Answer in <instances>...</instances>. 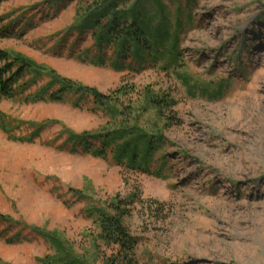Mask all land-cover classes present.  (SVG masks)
Masks as SVG:
<instances>
[{"label":"rangeland","instance_id":"374dc122","mask_svg":"<svg viewBox=\"0 0 264 264\" xmlns=\"http://www.w3.org/2000/svg\"><path fill=\"white\" fill-rule=\"evenodd\" d=\"M157 3L172 27L179 23L178 65L114 70L68 54L75 34L62 31L74 20L75 1L54 10L46 0H0V47L106 94L135 85L137 92L119 96L121 118L157 129L164 140L150 164H162L157 177L115 164L110 153L70 150L69 133L111 124L91 101L1 102L15 136L44 123L30 142L0 129V212L16 222L0 225L1 264L59 257L35 229L85 264H103L109 251L95 248L85 211L131 194L123 220L137 239V264H264V0H146L147 11L157 13ZM91 43L86 34L73 52ZM145 90L172 97L180 123L144 109ZM17 232L19 240L8 241Z\"/></svg>","mask_w":264,"mask_h":264},{"label":"trees","instance_id":"16d2710c","mask_svg":"<svg viewBox=\"0 0 264 264\" xmlns=\"http://www.w3.org/2000/svg\"><path fill=\"white\" fill-rule=\"evenodd\" d=\"M46 1L54 10L62 4L75 1L74 20L62 33L65 36L75 34L68 54L81 62L100 67L109 66L114 70H137L143 64L162 61L169 68L178 65L179 23L172 27L163 5L159 3L157 5L160 10L154 13L147 11L149 7L146 6V0ZM86 34L90 35L92 41L90 48L74 53L72 47L78 45ZM64 38L60 37L59 40ZM117 91L114 95L100 92L95 87L62 76L54 69L38 64L22 52L0 47V104L10 99L28 103L64 102L69 95L74 96L71 104L75 107H80L82 100L91 101L92 108H99L112 117L111 124L93 133H69L64 143L70 144V150L88 152L102 158L110 153L111 159L117 165L161 177L162 164L153 169H150V164L164 141L162 134L157 129L148 131L138 124H129L124 117L121 118L123 111L119 105V96L124 98L137 92L135 85H122ZM165 94L157 95L145 90L147 102L143 108L158 112L157 116L162 117V120L179 124L178 117L173 114L176 102ZM43 126L44 123L37 124L28 136H15L11 134L0 110V129L12 140L30 142ZM133 197L134 194L127 199L115 197L105 203L104 207L90 206L85 211L95 226V248L99 249L103 245L109 251L104 253L103 264H137V239L130 234L123 220L130 202L134 201ZM1 224L15 227L16 222L9 215L0 212ZM35 231L54 246L59 255L48 257L45 264H85L71 254L52 233L38 229ZM19 236L20 233L17 232L8 241H17Z\"/></svg>","mask_w":264,"mask_h":264}]
</instances>
